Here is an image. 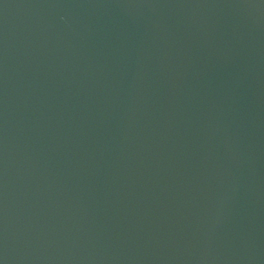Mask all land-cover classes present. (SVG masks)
<instances>
[{"label":"water","instance_id":"water-1","mask_svg":"<svg viewBox=\"0 0 264 264\" xmlns=\"http://www.w3.org/2000/svg\"><path fill=\"white\" fill-rule=\"evenodd\" d=\"M0 264H264V0H0Z\"/></svg>","mask_w":264,"mask_h":264}]
</instances>
